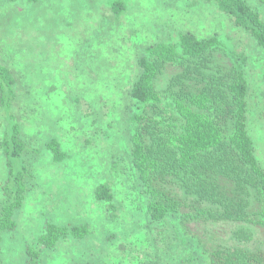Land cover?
<instances>
[{"label": "rangeland", "instance_id": "1", "mask_svg": "<svg viewBox=\"0 0 264 264\" xmlns=\"http://www.w3.org/2000/svg\"><path fill=\"white\" fill-rule=\"evenodd\" d=\"M112 1L0 0V64L16 79L13 111L29 146L22 159L33 175L15 213L16 229L3 233L2 264H212L223 250H264V197L259 194L247 207L250 220H186L182 214L206 204L164 173L152 185L179 207L166 222H152L150 198L133 168L135 124L130 121L133 113L158 120L143 122L141 132L152 152L164 153L161 143L172 115L165 103L133 102L138 60L152 44H179L182 32L217 34L221 43L212 53L213 67L231 71L237 61L242 64L249 83L248 130L264 168V49L213 2L124 0L125 12L115 15ZM247 2L264 20V0ZM181 72L178 64L163 66L158 89L164 92ZM182 81L176 90L202 86ZM4 133L0 108V142ZM51 139L66 153L61 162L46 146ZM161 157L168 162V156ZM7 173L0 149V202L6 200L1 185ZM213 181L225 195L241 196L228 176L216 174ZM100 183L110 186L112 204L96 198ZM47 221L87 224L90 232L47 248L38 240ZM240 229L250 235L239 238ZM30 248L38 254L35 259Z\"/></svg>", "mask_w": 264, "mask_h": 264}, {"label": "trees", "instance_id": "2", "mask_svg": "<svg viewBox=\"0 0 264 264\" xmlns=\"http://www.w3.org/2000/svg\"><path fill=\"white\" fill-rule=\"evenodd\" d=\"M204 1L213 2L221 12L229 14L234 24L249 31L264 49V20L247 0ZM111 10L115 15H121L126 10L125 1L113 0ZM220 43L217 34L198 37L186 31L180 33L179 44H152L138 60L140 73L130 90L133 102L138 105L165 103L172 115L170 128L161 143L164 153L157 154L145 142L141 124L145 121L160 122L142 113H133L130 117L131 123L135 124L131 140L133 168L150 198L147 214L154 223L166 222L179 207L178 201L152 185V179L164 173L174 176L186 192L206 204L192 213L182 214L181 217L186 220H250L247 207L252 196L259 194L264 197V168L257 159L254 141L248 130L249 83L239 61L231 71L214 69L212 53ZM167 64H178L182 72L161 92L156 79L161 68ZM183 78L202 86L200 89L176 90L179 83L184 84ZM15 84L11 69L0 64V108L5 121L0 149L5 154L8 167L6 180L1 185L6 200L0 202V264L3 233L16 229L15 213L23 205L29 189L28 179L33 176L22 159L29 146L21 135L20 123L13 111L17 97ZM46 146L55 161L61 162L66 158L57 139H51ZM161 156H168V162ZM216 174L226 175L235 181L241 196L225 195L213 181ZM95 195L98 200L113 203V193L107 183H100ZM261 214L264 215V211ZM89 232L87 224L68 227L47 221L38 240L43 246L53 248L62 238L83 239ZM236 235L245 238L250 234L240 229ZM28 251L32 256L30 259L38 256L33 249ZM211 261L212 264H264V250H223Z\"/></svg>", "mask_w": 264, "mask_h": 264}]
</instances>
